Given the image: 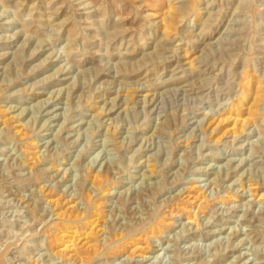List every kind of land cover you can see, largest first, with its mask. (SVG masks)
<instances>
[{
    "label": "rangeland",
    "instance_id": "obj_1",
    "mask_svg": "<svg viewBox=\"0 0 264 264\" xmlns=\"http://www.w3.org/2000/svg\"><path fill=\"white\" fill-rule=\"evenodd\" d=\"M0 263L264 264V0H0Z\"/></svg>",
    "mask_w": 264,
    "mask_h": 264
},
{
    "label": "bare ground",
    "instance_id": "obj_2",
    "mask_svg": "<svg viewBox=\"0 0 264 264\" xmlns=\"http://www.w3.org/2000/svg\"><path fill=\"white\" fill-rule=\"evenodd\" d=\"M260 84V83H259ZM229 118V117H228ZM225 120V119H224ZM224 131V130H223ZM220 136V135H219ZM226 198V197H225ZM94 219V218H93ZM89 222V221H88ZM94 222V220L93 221H91L90 223L92 224ZM152 231V230H151ZM115 244V243H114ZM66 247H67V245H66ZM1 263H2V261H1ZM0 263V264H1Z\"/></svg>",
    "mask_w": 264,
    "mask_h": 264
}]
</instances>
